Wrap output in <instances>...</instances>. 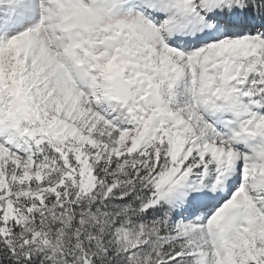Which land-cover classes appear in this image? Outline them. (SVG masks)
Wrapping results in <instances>:
<instances>
[{
	"label": "snow or ice",
	"instance_id": "1",
	"mask_svg": "<svg viewBox=\"0 0 264 264\" xmlns=\"http://www.w3.org/2000/svg\"><path fill=\"white\" fill-rule=\"evenodd\" d=\"M0 264H264V0H0Z\"/></svg>",
	"mask_w": 264,
	"mask_h": 264
}]
</instances>
